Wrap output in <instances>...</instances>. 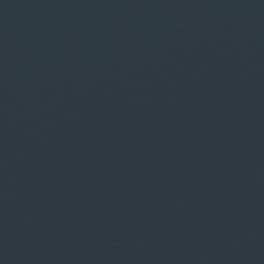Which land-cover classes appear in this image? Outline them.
<instances>
[{
  "label": "water",
  "instance_id": "obj_1",
  "mask_svg": "<svg viewBox=\"0 0 264 264\" xmlns=\"http://www.w3.org/2000/svg\"><path fill=\"white\" fill-rule=\"evenodd\" d=\"M0 264H264V0H0Z\"/></svg>",
  "mask_w": 264,
  "mask_h": 264
}]
</instances>
